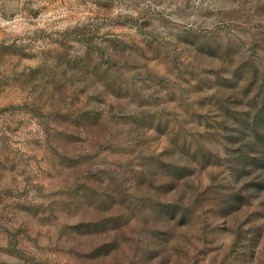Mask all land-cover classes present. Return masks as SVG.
I'll use <instances>...</instances> for the list:
<instances>
[{
  "label": "rangeland",
  "instance_id": "1",
  "mask_svg": "<svg viewBox=\"0 0 264 264\" xmlns=\"http://www.w3.org/2000/svg\"><path fill=\"white\" fill-rule=\"evenodd\" d=\"M0 264H264V0H0Z\"/></svg>",
  "mask_w": 264,
  "mask_h": 264
}]
</instances>
